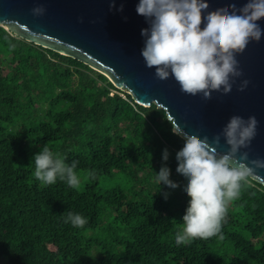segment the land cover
I'll use <instances>...</instances> for the list:
<instances>
[{
	"label": "trees",
	"instance_id": "trees-1",
	"mask_svg": "<svg viewBox=\"0 0 264 264\" xmlns=\"http://www.w3.org/2000/svg\"><path fill=\"white\" fill-rule=\"evenodd\" d=\"M45 145L66 164L78 162L76 188L35 178L32 158ZM183 145L162 109L135 104L86 64L0 26V258L7 264H264V188L250 177L228 205L223 240L176 243L190 200L176 172ZM162 166L179 187L159 185ZM92 170L95 178L87 176ZM69 212L87 223H65Z\"/></svg>",
	"mask_w": 264,
	"mask_h": 264
},
{
	"label": "clouds",
	"instance_id": "clouds-1",
	"mask_svg": "<svg viewBox=\"0 0 264 264\" xmlns=\"http://www.w3.org/2000/svg\"><path fill=\"white\" fill-rule=\"evenodd\" d=\"M115 0H110L109 10ZM207 0H139L136 12L145 18L149 27L141 29L144 47L141 56L147 68L155 69L159 80L173 77L182 92L202 99H211L212 92L228 94L236 79L243 75L236 55L242 53L249 42H259L264 29L258 23L264 19V0H245L239 8L230 4L208 11ZM120 11L123 10L121 4ZM34 16L44 15L43 6L33 8ZM203 24V28L201 25ZM14 47V45L12 46ZM248 80H242L238 91H244ZM258 121L239 115L229 118L222 131L212 138L219 146L223 137L228 150L224 153L210 147L208 137L183 134L184 145L176 153V172L185 177L184 192L190 198L176 232L178 245L190 244L194 239L206 240L221 233V226L230 202L239 198L242 182L264 169V160H249L248 152L256 135ZM34 176L46 185L61 181L76 188L79 177L75 171L77 161L66 164V156L54 153L47 145L34 154ZM162 159L167 161V149ZM95 178V170L87 173ZM170 169L162 166L155 178L170 189L179 185L169 179ZM167 194H165V198ZM82 228L87 219L69 212L65 223ZM219 238L223 240V235Z\"/></svg>",
	"mask_w": 264,
	"mask_h": 264
},
{
	"label": "water",
	"instance_id": "water-1",
	"mask_svg": "<svg viewBox=\"0 0 264 264\" xmlns=\"http://www.w3.org/2000/svg\"><path fill=\"white\" fill-rule=\"evenodd\" d=\"M139 0H0V26L19 38L75 58L109 78L116 89L127 93L142 107L154 104L164 111L171 122L172 132L208 137L210 147L224 153L228 150L223 137L219 146L211 144L233 115L244 119L255 116L258 125L248 152L249 160H264V36L259 42H249L236 55L243 75L236 79L228 94L212 92L211 99H202L181 91L175 79L169 76L159 80L154 68H147L141 50L144 37L141 29L148 28L145 18L138 15ZM208 11L241 7L245 0H207ZM121 4L123 10L120 11ZM43 6L42 16H34L32 9ZM264 29V19L258 21ZM203 28V24L201 25ZM242 80L249 84L238 91ZM184 139V138H183ZM264 188V169L250 177Z\"/></svg>",
	"mask_w": 264,
	"mask_h": 264
},
{
	"label": "rangeland",
	"instance_id": "rangeland-1",
	"mask_svg": "<svg viewBox=\"0 0 264 264\" xmlns=\"http://www.w3.org/2000/svg\"><path fill=\"white\" fill-rule=\"evenodd\" d=\"M92 70H94V71H96V72H98V73H100V74H102V75H104L105 76V74L104 73H101L100 71H98V70H96V69H94V68H92ZM106 78L109 80V78L106 76ZM110 82V81H109ZM111 85H112V87H114V85L111 83ZM115 88V87H114ZM110 91H111V88L109 89ZM138 175H141V173H138ZM150 180H152V179H150ZM48 249H52L54 246H53V244L49 241V243H48ZM96 247L97 246H95V245H93V248H92V250H94V249H96ZM0 264H7V262L4 260V258H0Z\"/></svg>",
	"mask_w": 264,
	"mask_h": 264
}]
</instances>
